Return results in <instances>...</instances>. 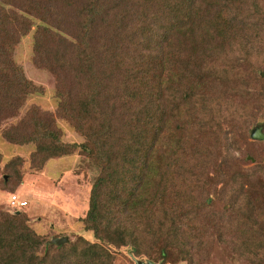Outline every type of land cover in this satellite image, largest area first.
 Listing matches in <instances>:
<instances>
[{"label": "trees", "instance_id": "obj_1", "mask_svg": "<svg viewBox=\"0 0 264 264\" xmlns=\"http://www.w3.org/2000/svg\"><path fill=\"white\" fill-rule=\"evenodd\" d=\"M62 2L0 0V124L16 118L7 139L33 143L38 168L76 152L96 169L77 219L95 241L45 242L17 196L25 205L0 215V264H109L110 249L126 246L135 258L194 264L220 232L216 214L241 259L264 264V145L246 170L227 157L255 141L249 126L264 118V0ZM29 32L33 63L54 76V107L20 114L42 93L9 55ZM169 56L183 58L178 74ZM58 120L80 141H63ZM8 169L12 194L20 175ZM177 218L191 235L167 233Z\"/></svg>", "mask_w": 264, "mask_h": 264}, {"label": "rangeland", "instance_id": "obj_2", "mask_svg": "<svg viewBox=\"0 0 264 264\" xmlns=\"http://www.w3.org/2000/svg\"><path fill=\"white\" fill-rule=\"evenodd\" d=\"M47 6L63 7L64 4L62 0H47ZM59 15L62 14L59 13ZM202 41L204 42L205 40ZM188 47L185 46L181 49L183 54L187 53ZM9 55L14 63L19 66L26 80L32 81L35 86L41 87L42 90V93L35 92L26 96L20 114L31 104H36L41 109L52 110L54 107V98L52 97L54 76L46 69L38 67L33 63L31 59L32 36L30 32L18 40ZM48 56L50 57V54ZM169 58L175 60L176 63L172 64L173 67L171 68L175 69L178 74L182 69V65L185 64L182 60L183 58L171 56ZM170 87L172 88L171 94H173L176 88L182 89L183 84L178 80L177 85L176 82H172ZM205 98H207V95H205ZM6 121L8 122L0 124V215L10 208L7 205V199L10 194L3 189V186L6 183L11 184L8 168L14 167L19 172L20 181L19 184L17 183L18 185L16 184L17 187H15L16 189L13 192L20 199L25 198L27 201V206L24 207V211L28 217L27 224L40 233L45 242H49L52 237L60 236L68 237V241L64 244L75 243L79 237L86 239L88 242L95 241L91 232L85 231L77 219L83 216L87 209L89 190L96 175V169L83 156L78 155L76 152L58 158H47L44 163L42 162V168H38L40 154L36 156L33 154L36 150L35 145L31 142L22 144L21 142L8 140L6 131L17 120L15 117H12L11 120L6 119ZM263 121L262 115L258 116L256 122L249 126V135L256 124L261 123L263 126ZM58 124L63 130L61 138L63 141H80V138L77 137L73 129L64 121L58 120ZM263 145L260 140L255 139V141H251V143L243 146L241 145L237 149L230 147L227 151V157L231 159V163L235 162L240 170L241 168L246 170L249 167V162L245 159V156L250 154L255 156L256 154V159H260L261 154H263ZM182 146L183 144H180L178 149L181 150ZM32 159L35 160L33 163H31ZM30 164L33 165V168ZM5 176L6 179L4 180ZM254 179L252 178L251 181H254ZM261 211L264 212V205L261 206ZM213 218H216L214 223L217 226L215 227L220 232L215 233L212 239L204 242L198 255V261L194 264H261L260 257L254 258L251 262L247 259H241L238 252L232 248L234 243L227 237L225 231L220 229V225L222 224L221 214H216ZM170 223L172 227L167 233L181 235V237L191 235L190 227L185 221L177 218ZM219 234L222 235L221 238L218 236ZM189 243L193 244L194 242L189 241ZM263 251L264 247L260 249V255H262ZM110 252L112 259L109 264H135L134 261L145 262L147 259V257L143 256L135 258L129 252L127 246L113 250L110 249ZM163 264L170 263L166 262Z\"/></svg>", "mask_w": 264, "mask_h": 264}, {"label": "water", "instance_id": "obj_3", "mask_svg": "<svg viewBox=\"0 0 264 264\" xmlns=\"http://www.w3.org/2000/svg\"><path fill=\"white\" fill-rule=\"evenodd\" d=\"M264 73H262L263 75ZM250 139L255 140H262L264 139V132H263V126L261 123L256 124L253 129L251 130V134L249 135ZM6 179V177H5ZM68 241L67 236H60V237H52L49 242L54 243L56 245H63L65 242ZM135 264H159V263H154L151 261L146 260L145 262H140V261H134Z\"/></svg>", "mask_w": 264, "mask_h": 264}, {"label": "built area", "instance_id": "obj_4", "mask_svg": "<svg viewBox=\"0 0 264 264\" xmlns=\"http://www.w3.org/2000/svg\"><path fill=\"white\" fill-rule=\"evenodd\" d=\"M7 205L11 208V209H15V208H19L25 205V202L23 200H19L17 195L12 193L9 195L8 199H7Z\"/></svg>", "mask_w": 264, "mask_h": 264}]
</instances>
